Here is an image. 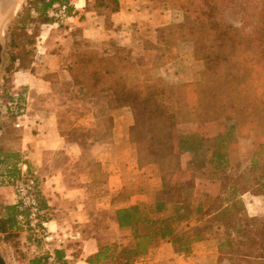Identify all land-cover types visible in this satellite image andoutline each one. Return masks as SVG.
Masks as SVG:
<instances>
[{
	"label": "trees",
	"instance_id": "1",
	"mask_svg": "<svg viewBox=\"0 0 264 264\" xmlns=\"http://www.w3.org/2000/svg\"><path fill=\"white\" fill-rule=\"evenodd\" d=\"M69 1L34 0L41 23H55L50 12L56 5ZM95 1L99 16H106L105 10L117 13L123 7L121 0ZM229 1L159 0L163 10L179 15V21L169 25L170 43L165 50L168 63L193 57L198 79L191 82L174 84L161 74L163 66L156 67L158 74L154 77L140 67L142 80L135 81L130 71L138 65L130 48H120L122 45L112 42L113 53L108 54L94 49L87 40H75L76 66L67 70L73 85L89 100H106L110 110L130 112L134 123L128 137L136 147L138 169L155 166L162 182L151 205L121 207L130 202L132 193L142 190V186H125L124 199L114 203L120 204L116 206L117 221L121 228L131 229L133 243L104 246L87 258L88 264H135L164 241L170 242L177 254L189 256L193 245L205 240V234L214 228L229 229L236 235L221 239L214 233L221 242L220 261L227 258L233 264H256V260L246 258L257 257L253 249L264 241V223H258L255 237H244L252 232L247 229V221H264V216H250L241 198L249 190L257 193V176L249 166L242 170L239 144L253 132L264 135V0H256L260 11L253 31L247 35L225 21L223 10ZM244 1L250 10V0ZM81 20H85L83 16ZM37 37L27 36L22 52L11 60L13 66L18 63L19 69H25L32 63L38 55ZM7 96L10 98V93ZM171 106L192 110L196 133H179L177 114ZM212 128L214 133L205 131ZM22 159L0 148V176L17 175L16 169L12 171L10 167ZM231 167L232 171L227 173ZM199 169H205L207 180L219 185V195H194ZM41 204L49 211L43 197ZM24 215L19 203L0 204V235L12 238V231ZM48 218L53 219L50 215ZM192 221L197 223L193 231L189 229ZM33 242L36 243L34 239ZM63 250H56L57 257L62 264H71ZM33 263L45 264V255L30 264Z\"/></svg>",
	"mask_w": 264,
	"mask_h": 264
},
{
	"label": "rangeland",
	"instance_id": "2",
	"mask_svg": "<svg viewBox=\"0 0 264 264\" xmlns=\"http://www.w3.org/2000/svg\"><path fill=\"white\" fill-rule=\"evenodd\" d=\"M80 1L81 0L69 1V3H76L80 8V10L75 14H73L72 8L71 16L78 17L80 25L73 26L71 34H68L67 30H69L70 27L65 25V23H60L59 30L56 28L52 29L51 26L57 24L54 19L55 23L53 24H42V19L38 17V13L35 11L34 0H21L20 5H18L15 9L16 13H14L13 8L8 17L5 18L6 24L4 26V33L2 31L3 36L1 33L0 39L4 44V51L2 55L3 64L0 72V148L4 152L17 154L23 157L29 167L34 172H37L41 190L47 189L45 186L42 187L44 183L43 180H45L44 176L48 177L49 173L54 172L58 164L65 162L66 159L70 157L69 153L72 154L71 156H74V154L80 156L82 154L84 158L82 166L81 163L80 165L78 163L75 168L81 167L82 173H88V176L84 178V180L87 181L84 185L88 187L89 195L96 193L97 191L99 192V195H103V204L100 207L102 211L90 213L89 219L97 221L98 225L104 223L103 228L88 229V227L84 232L86 235H91L92 232L97 231L103 236V238L110 241L118 237L116 229H113L112 227L111 217L114 208L117 205H120V201L124 199L123 196L125 195V186H128L129 188L143 186L147 172L141 173L138 169L136 147L129 141V137L126 135V132H124L127 128H124L123 125L120 133L118 132L117 134V139L120 141V148L112 149L106 145L104 149H92L87 146L91 144L90 141L92 139L94 140L97 137L100 138L103 136L104 139H101L105 140L104 144L108 143L107 140L109 138L108 135L110 134L111 127L109 128L107 120L101 118L100 121H98V124H100L98 127L92 126L89 128H81L78 126L73 127L72 124L67 123L69 121L72 122L70 117V113L72 111L76 113L81 110H90L91 107L87 106V104L90 105L92 102H95L85 97L83 92L73 85L71 77L67 72L70 66H76V50L78 46L75 45V40L78 39L81 43L82 41L87 40L94 49L101 52H107L108 54L113 53V48L110 45L113 42L112 40H108L107 38V42H102L96 41L98 39H94V37L87 39L81 36L83 32V21L81 20V17L83 16L85 20L87 17L84 14L81 15V12L86 10V4L84 1ZM86 1L87 8L92 12L91 19H94V23H92V25L90 24V27L96 29V20H98L97 18L99 16L97 13L98 6L95 7V0ZM156 1V8L161 10L162 8L158 5L159 0ZM250 3L251 5H249V7L251 9L248 10L246 8L248 6L246 1L230 0L225 10H223L225 21L228 24L242 29L243 33L246 35L251 34L253 31L257 22L256 14L260 11V6L256 0H250ZM89 20L90 19L88 18L87 21ZM149 31L150 30H147V32ZM53 32L57 34L53 35ZM162 33L163 36L161 37V41L162 44H164L163 46H156L154 42L152 43L151 40L148 39V52L146 54H144L141 49H138L137 51L130 49L133 59L139 66L130 71V75L135 81L139 82L142 80L140 67L149 70V75L153 77L158 74L155 71L156 67L163 66L161 74L162 71H164V66L168 63L169 57L168 53L165 51L168 47L165 45H168L167 42L170 43L169 26L164 27ZM47 34L49 37H47L48 39L45 44V48H47L45 54L42 55L38 53L37 56L35 55L32 58V63H29L25 69H19L17 65L18 63L14 66L12 65V58L22 52V46L26 43L25 39L27 36L39 35V37H37V51L39 52V50L41 51L39 48L42 45L43 38ZM71 40H73V45H71ZM119 47L125 48L123 46ZM186 62L187 64L181 65L184 69L178 64L175 65L176 70L180 71L181 74L184 75L183 78L182 75H178L176 73V70L168 73L167 77L174 82V84H179L188 79H198L196 73L198 68L193 64L192 60H187ZM44 66L47 67L45 68ZM176 75H178V78ZM18 90L25 92L29 98V120L22 129H16L14 126V119L8 117L5 112V108L9 100L7 93L11 94L12 92H16ZM96 103L100 112L103 113V116H108L110 114L111 108L106 100ZM171 110L173 112L175 111L177 114L179 125L193 121V112L191 109L178 110L174 106H171ZM46 111L48 112V115H45ZM51 111L53 112V116L59 115L60 117L62 126L59 128L62 137H66V139L70 142L77 141L78 143H81V145L84 146L83 150L75 148V150L63 149L54 152L53 150L46 149L45 147H42L41 149L38 148V141H40L39 134L44 139L46 137L48 141L53 140V142H55V140L59 138L56 126L54 127L51 124L49 125L48 122L50 120V116H52L49 114ZM39 113L42 114L41 120L43 121H41V125H44L40 128V130H38L39 128L37 127V117ZM72 117H75V115H72ZM87 120L88 119H86V121ZM63 123H66V125H63ZM205 131H212V133H214L215 129L212 128ZM128 133L129 132H127V134ZM79 151H81V154ZM239 154H242L240 151V145ZM97 160H99V163H96ZM33 163H44L46 166L44 165V168L41 169V172H39L37 167L38 165L34 166ZM96 168L98 169L99 174H102L103 176L102 180L100 179L97 183L95 182V179L92 181V179L96 176L94 175L97 172ZM207 173L208 172L206 170L196 173V177L202 176L204 179V181L202 180L203 182L199 184L200 189L204 191L211 190L213 193H216V186L209 183L206 178L208 175ZM88 181L91 182L88 183ZM154 184L156 185L155 182ZM118 200L119 203L117 202L115 204L114 201ZM12 202H17L15 191L11 188L0 187V204L2 206H6V204H10ZM250 213L254 214V212ZM250 221L251 223L247 221V224H249L247 229L252 230V232H250L251 234L247 233L244 238L249 236L255 237L254 233L257 230L258 223H260L259 226H261V223H264L263 220V222L253 220ZM95 224L97 223H94V225ZM52 227L55 229L54 225H52ZM22 231L26 230L16 227V229L12 231V238L9 239H6L4 235H0V251L2 252L7 264L31 263V259L28 254L32 250V245H34L33 238L29 232H27L30 235L29 237L28 234H21ZM209 231L212 234L216 233L221 239H226L228 236H231V238H234L235 236L236 238L233 231L229 229L214 228ZM27 238L30 239L31 246L28 245V248L30 247L31 249L24 246V244L27 245ZM256 251L258 250L254 248L253 252L255 253ZM235 255L233 256L234 259H236ZM71 262L73 261L71 260Z\"/></svg>",
	"mask_w": 264,
	"mask_h": 264
},
{
	"label": "crops",
	"instance_id": "3",
	"mask_svg": "<svg viewBox=\"0 0 264 264\" xmlns=\"http://www.w3.org/2000/svg\"><path fill=\"white\" fill-rule=\"evenodd\" d=\"M81 1H84L86 4V10H83L81 15L84 14L87 19H90L89 21L86 19L82 23L83 37L87 39L94 37V39H98L96 41L102 42H105L108 38V40L117 42L119 45L126 46L130 49H133L134 51L141 49L144 54L148 52V39H150L152 43L154 42L156 46H163L164 44H162L161 41V37L163 36V28L179 21V19H177L179 18V15H175L172 11L157 9L156 0H121L123 4L122 9L117 13H112L109 12V10H105L104 13L106 16H98V20H96V29H93L90 27V24L92 25V23H94V19H91L92 12L87 8V1ZM106 19L108 22H106ZM62 23H65V25L70 27V29L67 30L68 34L72 33L73 26L80 25L78 17H71L69 20ZM59 27L60 23L51 26L52 29L56 28L57 30H59ZM147 30L150 31L147 32ZM54 34L57 33L53 32V35ZM47 37H49L48 34L43 38L42 45L39 48L41 49V51L39 50L38 52L39 54L43 55L46 53L47 48H45V44L48 39ZM167 43L169 45V42ZM71 45H73V40H71ZM182 59L183 57L177 58L173 62L167 63L164 66V71H162L163 75L168 76V73L175 71L176 64L183 68L181 66L182 63L185 65L187 62L185 59ZM190 60H193V57L190 58ZM176 73L178 75H182L178 70H176ZM178 75H176L177 78ZM183 76L184 75H182V78ZM191 81L194 80L188 79L183 82ZM96 102L97 101L92 102L90 105L87 104V106L91 107L90 110H81L80 112L76 113L72 111L70 113L72 122L69 121L67 123L72 124L73 127L78 126L81 128H89L92 126L98 127V125H100L98 124V121H100L101 118L106 119L109 128L111 127L110 134L108 135L109 138L107 140L108 143L104 144V137L101 136L100 138L97 137L94 140L92 139L90 141L91 144L87 147L92 149H104V147L107 145L112 149H118L120 148V141L117 139V134L118 132L120 133L123 125L124 128H127L124 130V132H126V135L128 136L127 132H129L130 127L134 123L133 117L126 109L110 110V114L108 116H103V113L98 109ZM45 113V115H48L47 111ZM49 114L52 115L48 121L49 125L51 124L54 127L56 126V129H58L59 138L53 142V140L48 141L46 137L45 140L39 134L40 141H38V148L41 149L42 147H45L46 149L53 150L54 152L63 149L75 150V148L83 150L84 146L81 145V143H78L77 141L70 142L66 139V137H62L59 128L62 126L59 115L53 116L52 111ZM72 115H75V117H72ZM41 116L42 114L39 113L37 117L38 130L44 126L41 125V121H43L41 120ZM86 119L88 120L86 121ZM53 120L55 124L53 123ZM63 125H66V123H63ZM178 129L180 134L187 135L196 133L198 127L192 121L178 125ZM239 145L240 151L242 153V156H240V165L242 170L249 166L255 170L257 176V184L255 187L257 193L253 192V190H249L244 195H242L241 198L244 201L247 212L250 216H264V135L258 131L253 132L251 137L241 139ZM79 152L81 154V151ZM69 154L70 157L66 159L65 162L58 164L53 173H49L48 177L44 176L45 180H43L44 183L42 187L45 186L47 189H42L41 191L47 201L50 216L53 218L51 220L53 221L55 228L60 231L81 232V238L79 240L67 242L62 247L64 249V257L69 261L72 260L73 262L71 264H88L86 262L87 258L98 253L99 250L104 246L113 243H118L124 246L131 245L133 243L132 231L130 228L120 227L116 217V209H118L116 207L112 211L111 224L113 229H116L117 231V238L107 241L97 231L92 232L91 235H86L84 231L87 230L88 227V229H99L100 227H104V223L98 225L97 221H92L89 219L90 213L102 211L100 207L103 204V195H99L98 191L89 195L88 187L84 185V183L87 182L84 180V178L88 176V173H82L81 167L75 168L78 163L79 165L81 163L82 166L84 158L82 154L80 155L81 157L77 154H74V156H71V153ZM243 155H247L248 157ZM96 163H99V160H97ZM33 165H38L37 167L39 172H41V169L44 168V165L46 166L44 163H33ZM233 166L234 162H232V167ZM232 167L226 170L227 173L232 171ZM200 171H205V169L197 170V172ZM140 172H147L142 190L140 192L132 193L130 202L124 204L121 207H128L136 203H147L149 205L154 203L156 193L161 189L162 183L160 176H158V170L155 166H149L141 169ZM94 175L96 176L92 179V181L95 179L96 183L103 178L102 174H99L98 170ZM202 180L204 181L202 176L196 177V190L194 195H196L198 192H207L212 197L219 195V185L217 183L213 184L212 181L208 182L216 186V193H213L211 190H201L199 184L203 182ZM89 182L91 181H88V183ZM14 204H16V202L6 204V206ZM193 209H195V207H193ZM250 212H254V214H251ZM94 223L97 224L94 225ZM18 224V227L22 228L20 223ZM196 225V221L190 222L189 229L193 231ZM27 232L28 231H22L21 234H28L29 237L30 235ZM205 235V240L197 242L193 245V252L189 256L177 254L173 245L170 242L164 241L159 247L152 249L148 255L137 260L135 264H233V261L227 258L222 261L219 260L221 256L219 250L221 242L218 236L211 233ZM27 239V245L24 244V246L28 248V245L31 246V242L29 238ZM257 246L258 251L255 252L257 257H248L246 259H254L256 260V264H264V241L262 240L259 242ZM45 253L46 252L43 246L35 243L32 245V250L28 255L30 256L31 261H33L41 258V256L45 255ZM241 262L243 264H248L246 261Z\"/></svg>",
	"mask_w": 264,
	"mask_h": 264
},
{
	"label": "built area",
	"instance_id": "4",
	"mask_svg": "<svg viewBox=\"0 0 264 264\" xmlns=\"http://www.w3.org/2000/svg\"><path fill=\"white\" fill-rule=\"evenodd\" d=\"M73 8V14L80 10L76 3H61L54 7L50 17L57 23L69 20ZM5 112L8 117L14 119L16 129L24 128L29 120V98L18 90L10 94ZM16 169L17 175L0 176V184L15 191L16 203H19L24 216L19 223L28 231L36 243L45 249V264H62L56 255V250L61 249L67 242L77 241L81 238L79 231H60L53 229V221L48 218L50 211L42 207V191L37 172H34L22 159L12 165L10 170Z\"/></svg>",
	"mask_w": 264,
	"mask_h": 264
},
{
	"label": "bare ground",
	"instance_id": "5",
	"mask_svg": "<svg viewBox=\"0 0 264 264\" xmlns=\"http://www.w3.org/2000/svg\"><path fill=\"white\" fill-rule=\"evenodd\" d=\"M21 0L16 4V7L14 8V13H16V8L18 5H20ZM12 11V2L5 4L4 2H2V0H0V35L2 33V29H3V25L6 19V17H8V15L10 14V12Z\"/></svg>",
	"mask_w": 264,
	"mask_h": 264
},
{
	"label": "water",
	"instance_id": "6",
	"mask_svg": "<svg viewBox=\"0 0 264 264\" xmlns=\"http://www.w3.org/2000/svg\"><path fill=\"white\" fill-rule=\"evenodd\" d=\"M2 2H4L5 4L12 2V9H13V8L16 7V4L19 2V0H2ZM14 5H15V7H14ZM5 24L6 23L4 22L3 29H2L3 33H4ZM3 33H2V36H3ZM0 39H1V35H0ZM3 51H4V44L0 40V72H1L2 64H3V58H2ZM0 264H7V262H6L5 258H4V256L2 255L1 251H0Z\"/></svg>",
	"mask_w": 264,
	"mask_h": 264
}]
</instances>
